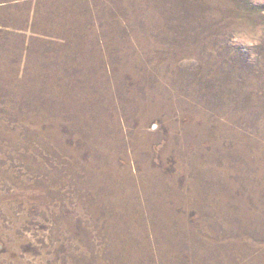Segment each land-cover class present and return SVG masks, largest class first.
<instances>
[{"label": "rangeland", "instance_id": "374dc122", "mask_svg": "<svg viewBox=\"0 0 264 264\" xmlns=\"http://www.w3.org/2000/svg\"><path fill=\"white\" fill-rule=\"evenodd\" d=\"M264 0H0V264H264Z\"/></svg>", "mask_w": 264, "mask_h": 264}, {"label": "clouds", "instance_id": "9594fccd", "mask_svg": "<svg viewBox=\"0 0 264 264\" xmlns=\"http://www.w3.org/2000/svg\"><path fill=\"white\" fill-rule=\"evenodd\" d=\"M264 42V31L251 26L241 24L230 33V43L233 46H242L248 49L259 46Z\"/></svg>", "mask_w": 264, "mask_h": 264}]
</instances>
